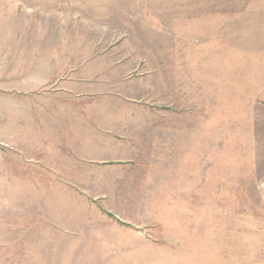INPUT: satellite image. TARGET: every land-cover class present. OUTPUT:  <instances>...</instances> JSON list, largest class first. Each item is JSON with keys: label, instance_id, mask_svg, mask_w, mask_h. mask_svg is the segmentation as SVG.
Returning a JSON list of instances; mask_svg holds the SVG:
<instances>
[{"label": "rangeland", "instance_id": "rangeland-1", "mask_svg": "<svg viewBox=\"0 0 264 264\" xmlns=\"http://www.w3.org/2000/svg\"><path fill=\"white\" fill-rule=\"evenodd\" d=\"M33 50L120 79L150 119L138 164L0 143V264H264V0H0V135ZM158 139L177 164H151Z\"/></svg>", "mask_w": 264, "mask_h": 264}, {"label": "crops", "instance_id": "crops-1", "mask_svg": "<svg viewBox=\"0 0 264 264\" xmlns=\"http://www.w3.org/2000/svg\"><path fill=\"white\" fill-rule=\"evenodd\" d=\"M66 47L65 56L70 57L72 50ZM32 52L33 59L18 66L15 82L8 87L10 94L2 100L9 105V132L0 135V143L13 152L10 163L138 164L136 131L149 122V107L124 93L126 84L120 79L98 75L104 71L94 65L50 64L42 50ZM73 52L80 57L79 47ZM156 122L160 132V114ZM159 140L151 164H177L176 147L162 148ZM188 153L183 163L194 164Z\"/></svg>", "mask_w": 264, "mask_h": 264}]
</instances>
